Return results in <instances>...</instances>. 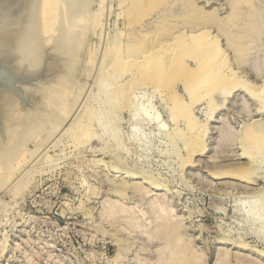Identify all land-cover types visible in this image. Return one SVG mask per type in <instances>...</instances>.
Instances as JSON below:
<instances>
[{"label":"rangeland","instance_id":"obj_1","mask_svg":"<svg viewBox=\"0 0 264 264\" xmlns=\"http://www.w3.org/2000/svg\"><path fill=\"white\" fill-rule=\"evenodd\" d=\"M100 1L94 0V7ZM230 2L198 0L196 7L207 13L219 10L223 19L230 14ZM164 6L135 21H145L160 35L157 10L169 7L177 15L183 13L182 6ZM102 7L100 24L90 30L88 45L84 41L89 55L82 53L79 59L82 68L87 60L91 67L81 95L67 117L55 115L57 124L64 123L53 128L51 140L33 155L39 137L30 134L25 163L15 166L0 187V264H155L162 258L174 263L175 258L182 262L187 250V257L199 264H264V132L259 131L264 127V28L251 38L252 67L258 73L244 80L252 85V93L241 88L224 101L215 98L212 107L207 98L193 106L196 126L206 128V149L193 163H184L192 133L172 104L171 89L140 82L138 73L120 72L113 64L123 58L114 53V45L123 53V43L134 34L126 2L104 0ZM211 32L226 51L225 38L214 36L216 27ZM137 35L134 41L140 40ZM226 54L233 72L239 73L234 53ZM172 88L192 104L183 81ZM76 124L85 127L84 134L86 130L78 141L71 135L79 128ZM246 133L262 138L252 137V142ZM248 163L245 175L252 184L226 173ZM112 204L129 212L115 214L114 209L110 215ZM161 204L172 210L167 217L179 228L174 235L179 238L173 248L176 257L163 252V241L156 237L168 221L154 212Z\"/></svg>","mask_w":264,"mask_h":264},{"label":"bare ground","instance_id":"obj_2","mask_svg":"<svg viewBox=\"0 0 264 264\" xmlns=\"http://www.w3.org/2000/svg\"><path fill=\"white\" fill-rule=\"evenodd\" d=\"M103 1L101 0L99 5L94 7V0H0V69L11 75L0 74V187L5 185L14 174L15 166L25 163L28 156L25 144H27L30 134L33 132L36 137H39L34 151L31 152L33 155L39 149L41 151V147L46 141L51 140L53 128L59 124L62 126L64 123H60L59 117L57 119L59 124H57L56 118L59 113L60 116L67 117L71 107L77 101L76 99L79 98L77 96L84 85L83 78H87L90 70V65L86 66L89 60L82 68L79 63L83 60L79 62V59L84 58L81 57V54L86 48L84 41L87 44L89 41H86V38L88 39L90 32H93L90 30L96 25L98 27L103 13ZM230 1V14L227 15L228 17L220 19L218 17L219 10L211 11V13L202 10L200 12L196 7L198 0H123L128 6L126 14L129 16L128 24L134 27L131 31L134 33L133 35L138 34L140 40L134 41V36L131 34L133 41L129 38L123 43V53L122 49L117 46L118 44H115L114 53L116 52L117 56L121 54L123 58L114 54L115 58L117 57L116 61H111L116 67L114 68L120 72L138 73V81L146 80L171 89L172 104L182 116L180 118L185 119L188 128L190 127V133H192L190 137L188 136V153L184 163H193L192 158L201 155L206 149L204 141L206 128L202 130L198 127L193 114V106L207 98L208 105L211 104L212 107L216 102L215 98L219 97L224 101V97L232 94L231 92L234 90L240 91L243 88L248 91L252 87L244 78L256 72L252 67L251 38H254L255 35L259 36V30L264 28V0ZM164 4L171 7L182 6L183 13L177 15L169 7L159 11L156 9L158 23H155V26L163 28L162 35L157 34L158 32L154 29L153 32L150 31L145 21L144 23L135 21L138 18L143 21L148 16V10H154L157 6ZM256 6L263 7L260 10L257 8L256 11ZM186 26H191V30L186 29ZM213 27H216L218 31V34L214 36L224 37L228 48L226 49L228 52L234 53L237 68L241 69L239 73H236L238 70L233 72L232 66L228 62L227 50H221L218 38L212 36ZM129 37H131L130 34ZM135 38L137 39V37ZM91 52L94 51L91 50L90 54ZM87 55L89 54L87 53ZM91 57L93 58V56ZM112 59L114 58L112 57ZM177 81H183L186 92L192 98V104L186 103L174 92L172 86ZM248 93L252 92L249 90ZM9 100L13 101L9 102ZM126 101L124 99L125 103ZM78 125L76 128L80 126ZM79 128L77 131L71 132L73 139L77 141L81 140L80 137L84 134L85 127H82L83 130ZM256 131L258 130L256 129ZM259 131L263 133L264 127L261 126ZM33 135L31 134V137ZM250 135H252L250 139L249 136L246 138L254 142L252 137L255 139L257 135ZM256 138L257 140L261 139L258 136ZM262 140L264 141V138ZM250 164L247 167L239 166L234 173L231 171L226 173L235 175L243 183L252 184L245 175L250 171ZM127 185L125 182L122 186L126 189ZM109 209H111L110 215H113L114 209L117 210L115 214L129 212L122 206L113 207V204ZM171 211L161 204L154 212L162 221L164 217L170 221L167 214ZM168 221L165 223L166 226L161 227L163 233L161 231L159 234L157 231L158 235H155L163 241L162 248L165 251H162L168 250L170 257L173 255L176 257L177 254L173 253V248L179 238L176 239V236L174 238V235L178 233L179 228L176 223ZM132 224L135 225V223ZM132 227L135 228V226ZM154 240L153 237H148V241L153 242ZM186 252L191 251L187 250ZM186 252L184 258L180 256V259H183L182 262L174 257L179 263H170L165 258L163 261L162 258L155 264H194L197 260H191L190 257H187Z\"/></svg>","mask_w":264,"mask_h":264},{"label":"water","instance_id":"obj_3","mask_svg":"<svg viewBox=\"0 0 264 264\" xmlns=\"http://www.w3.org/2000/svg\"><path fill=\"white\" fill-rule=\"evenodd\" d=\"M0 74L11 76L9 73L5 72L4 70L0 69Z\"/></svg>","mask_w":264,"mask_h":264}]
</instances>
